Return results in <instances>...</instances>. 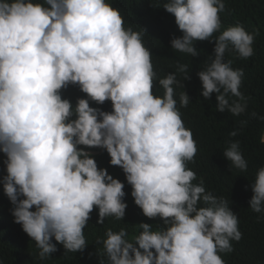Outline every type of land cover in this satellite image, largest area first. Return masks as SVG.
<instances>
[{
	"label": "clouds",
	"instance_id": "obj_1",
	"mask_svg": "<svg viewBox=\"0 0 264 264\" xmlns=\"http://www.w3.org/2000/svg\"><path fill=\"white\" fill-rule=\"evenodd\" d=\"M153 2L169 28L172 14L183 33L171 40L172 49L196 57L198 41H214V58L197 73L201 96L209 100L215 93L220 113H245L244 72L234 70L225 53L253 56L258 33L240 24L220 32L223 0ZM161 34L147 17L125 21L107 0H0V152L7 173L0 183L14 222L35 241L41 260L57 251L53 238L66 251H83V230L94 209L98 224L125 216V184L98 167L85 150L92 148L106 150L110 165L123 170L143 215L162 221L155 229L140 223L132 241L124 228L107 230L108 264H225L220 253L232 252L231 241L242 239L228 201L206 191L203 180L193 183L197 176L187 165L198 148L180 112L190 98L181 91L178 107L182 81L175 73L159 78L154 70L150 47L163 41ZM177 67L188 72L187 64ZM70 85L87 95L75 107L62 98ZM157 85L162 96L154 92ZM229 95L236 98L231 103ZM90 101H110L112 111ZM236 127L220 155L246 171ZM251 191L250 208L264 213V167Z\"/></svg>",
	"mask_w": 264,
	"mask_h": 264
},
{
	"label": "trees",
	"instance_id": "obj_2",
	"mask_svg": "<svg viewBox=\"0 0 264 264\" xmlns=\"http://www.w3.org/2000/svg\"><path fill=\"white\" fill-rule=\"evenodd\" d=\"M156 0H107L115 9H119L125 21L144 16L157 23L162 31L160 35L163 41H156L150 47L154 70L159 78L166 77L169 73H175L177 79L182 81L183 89L176 88V99L179 107V94L185 91L190 98L187 107H180L181 117L187 129L193 133L197 143V154L194 162H188V168L196 173L198 184L203 180L206 191L228 201L231 211L237 216L238 228L242 233L240 241H231L233 251L220 253L225 264H264V213H255L250 208L249 201L252 198L251 184L255 182L257 171L264 167V143L261 137L264 135V121L259 116H264V0H223L225 10L220 13L222 27L220 32L229 26L242 25L249 33L255 35L253 56L241 59L235 51L225 53V61L232 62V68L243 69L244 76L240 91L247 98V109L240 116H233L225 111L220 113L216 109V94H212L209 100L201 96L202 83L197 73L206 67L209 57L214 58V41H198L196 50L198 56L192 57L180 53L171 48L173 38L182 37L183 33L175 23V17L171 15L169 28L168 20L155 11ZM167 2V0H162ZM43 3L44 0H34ZM220 32L214 33L210 39L215 38ZM178 64H187L188 72H178ZM188 75L189 79H184ZM154 89L159 96L163 95V89ZM62 98L68 99L75 107L80 98L87 99L78 86L70 85L62 91ZM236 99L229 95L230 103ZM91 107H97L105 112L112 111V104L106 101L103 105H97L90 101ZM257 113V118L252 113ZM247 123L241 127V122ZM236 127L242 136V145L245 151L244 159L248 167L241 171L221 159L220 149L229 137V133ZM90 151L99 168L107 169L114 179H119L125 184L126 193L124 202L128 205L122 220L114 217H106L103 224H98V209L90 214V220L85 227L84 235L86 247L83 251H66L62 244L52 239L57 251L49 258L41 260L39 249L22 229L20 224L14 222L12 215L13 205L3 191L0 183V264H108L103 241L106 239L107 230L118 232L124 228L128 232L126 237L132 241L134 236L142 230L140 223L153 225L155 229L162 221L159 218L149 219L142 210L135 205L131 196L132 188L127 184L123 170L118 166L110 165V157L106 150L101 148L85 149ZM5 154L0 152V181L7 175ZM34 210V209H33Z\"/></svg>",
	"mask_w": 264,
	"mask_h": 264
}]
</instances>
